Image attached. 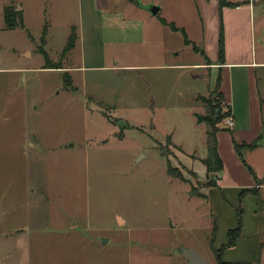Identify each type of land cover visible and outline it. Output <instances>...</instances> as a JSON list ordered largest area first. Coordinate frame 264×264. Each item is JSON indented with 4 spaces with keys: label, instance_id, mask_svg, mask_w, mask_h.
Segmentation results:
<instances>
[{
    "label": "rangeland",
    "instance_id": "obj_1",
    "mask_svg": "<svg viewBox=\"0 0 264 264\" xmlns=\"http://www.w3.org/2000/svg\"><path fill=\"white\" fill-rule=\"evenodd\" d=\"M25 1V27L0 28V264H189L181 248L218 264L226 215L219 223L181 163L207 152L198 115L229 116L217 70L193 48L195 1ZM251 4L259 52L264 0ZM40 48L72 68L42 69Z\"/></svg>",
    "mask_w": 264,
    "mask_h": 264
},
{
    "label": "crops",
    "instance_id": "obj_2",
    "mask_svg": "<svg viewBox=\"0 0 264 264\" xmlns=\"http://www.w3.org/2000/svg\"><path fill=\"white\" fill-rule=\"evenodd\" d=\"M36 1L41 5L45 3V0ZM58 1L64 5L70 2ZM194 1L202 24L201 49L209 59V64L199 65L216 69L219 73V91L229 106L232 124L222 122L216 132L217 152L223 169L215 181V186L202 185L207 178L206 168L201 162L205 153L203 156L186 155L185 161L181 163L196 174L197 180L201 182L198 194L206 200L219 223L225 214L224 226L236 228L237 212L240 211V236L233 246L226 248L229 249L231 256L222 260L250 264L260 261L259 254L264 248V43L259 52H256L252 24L254 5L248 0H226L237 5H225L221 8L217 0ZM78 3L81 4L82 0H78ZM52 4L54 3L51 2L50 6ZM8 5L21 11L25 26L27 2L0 0V25L2 21L4 25L0 28H5L4 8ZM221 27L224 38L222 64L218 61V38ZM75 44L74 42L73 48ZM45 51L47 53V50ZM42 66V69L48 71L72 68L60 63L51 66L61 68H46V64ZM255 140L256 146L242 148L241 156L238 155L234 143L248 144ZM242 190L252 191L240 196ZM249 239H252L253 243H250Z\"/></svg>",
    "mask_w": 264,
    "mask_h": 264
},
{
    "label": "trees",
    "instance_id": "obj_3",
    "mask_svg": "<svg viewBox=\"0 0 264 264\" xmlns=\"http://www.w3.org/2000/svg\"><path fill=\"white\" fill-rule=\"evenodd\" d=\"M218 1H219V7L220 8L225 6V5H228V6L237 5V4L228 2L226 0H218ZM161 23L166 25V26H169L172 30H179V28L174 24V22L166 21L164 18H161ZM4 24H5V27L7 29L24 28L25 26H24V23L22 20L21 11L16 10L15 7L11 6V5L5 6V8H4ZM181 32L184 36V42L186 44H189L190 41L187 39L184 30H182ZM75 37L76 36H75L74 32L71 33L63 52L69 50L70 48H72L74 46ZM193 48L196 52H200L204 56L206 64H209V59L204 54V51L202 49L197 50L195 47H193ZM39 51L44 56L46 68H61V66H51L52 64H50L48 55L43 48H40ZM218 61L220 64H222L224 61V38H223L222 27L220 28V33H219V38H218ZM64 75H65L64 76V84H65L64 86L67 88V87L71 86V80H70L71 78H70V75L67 73H65ZM219 82H220V75L218 73L217 78H216V85H215L214 92L221 99V101L224 103V108L226 109V113L224 115L231 116L229 106L224 102L223 95L219 91ZM206 104H208V101ZM197 121L198 122L204 121L208 125V130L206 132L207 133V152H206L205 157L201 159V162L204 164V166L206 168L207 177H208V181L205 183V186H215V181H216V179L219 178V174L223 169V164H222L221 158L217 152V145H216L217 144L216 143V132L220 129L219 126H217V124L221 121V116H215L214 117V116H212L211 113H209V116H206V114L198 115ZM167 141H169L171 143L170 138H167ZM256 144L257 143L255 140V141L248 143V144H246V143H243V144L234 143V147H235L238 155H240V151L242 148H253L254 146H256ZM174 169L175 168L171 165L170 161L167 159V165H166L167 173L172 177L182 179V176L180 175L181 173L180 172L175 173ZM249 170H250V168H249ZM213 173L216 176H212ZM249 191H252V190H242L240 192V196L243 195L244 193L249 192ZM237 217H238L237 227L233 228V229H229L227 231L226 243H224L220 248H218L216 250V257H217L218 264H247V263H242V262H228V261L222 260V258H221L222 251L226 247L233 246L235 244L236 239L240 236L241 217H240V211L239 210L237 212ZM214 230H215V227L213 226V231Z\"/></svg>",
    "mask_w": 264,
    "mask_h": 264
},
{
    "label": "water",
    "instance_id": "obj_4",
    "mask_svg": "<svg viewBox=\"0 0 264 264\" xmlns=\"http://www.w3.org/2000/svg\"><path fill=\"white\" fill-rule=\"evenodd\" d=\"M152 15H156L159 11L157 5H150L146 8ZM106 239H102L105 242ZM181 255L188 261L189 264H209L208 261L201 256L195 249L181 248Z\"/></svg>",
    "mask_w": 264,
    "mask_h": 264
},
{
    "label": "built area",
    "instance_id": "obj_5",
    "mask_svg": "<svg viewBox=\"0 0 264 264\" xmlns=\"http://www.w3.org/2000/svg\"><path fill=\"white\" fill-rule=\"evenodd\" d=\"M253 1H256V0H248L249 3L253 2ZM226 122L228 123V125H231L232 124V117L228 116V119H226Z\"/></svg>",
    "mask_w": 264,
    "mask_h": 264
}]
</instances>
